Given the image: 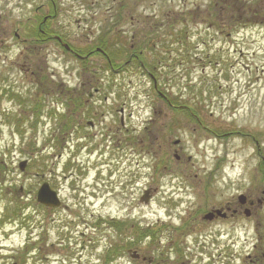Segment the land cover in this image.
Here are the masks:
<instances>
[{"label": "rangeland", "instance_id": "1", "mask_svg": "<svg viewBox=\"0 0 264 264\" xmlns=\"http://www.w3.org/2000/svg\"><path fill=\"white\" fill-rule=\"evenodd\" d=\"M56 2L53 28L83 58L57 42H37L32 53L27 49L19 55L14 31L30 41L43 21L37 7L50 6L51 0H0L7 28L13 30L7 31L11 52L0 57V264H150L152 255L160 261L163 250L172 254L176 245L197 250L194 234L210 229L197 227L205 206H220L237 190L264 185L255 166L256 139L228 134L234 129L256 136L264 154V0ZM103 37L123 51L113 59L114 70L103 55L88 54ZM132 48L137 53L142 48L145 65L124 64ZM26 59L31 67L22 70ZM89 92L95 95L86 102ZM160 92L176 107L192 108L208 128L170 106ZM76 97L87 111H68ZM120 108L128 117L123 131ZM65 114L74 129L65 130L59 142ZM87 120L99 123L82 127ZM77 143L82 146L75 153ZM73 153L78 158L71 161ZM129 159L139 160L132 184L128 170L120 173L123 161V167L135 164ZM23 160H28L25 171L19 168ZM47 180L55 181L74 210L58 214L37 202ZM151 187L158 188L156 195L140 203ZM99 214L104 223H98ZM75 218L78 224L71 222ZM121 220L126 221L123 231L111 225L120 227ZM71 223L78 226L69 235L65 227L73 228ZM255 228L234 218L212 226L237 237L238 256L245 251L244 235L256 233ZM150 229L154 239L139 238L141 230ZM222 239L214 236L207 250ZM112 249L116 252L109 255ZM129 249L142 257L134 259ZM226 259L222 264L242 261Z\"/></svg>", "mask_w": 264, "mask_h": 264}, {"label": "flooded vegetation", "instance_id": "2", "mask_svg": "<svg viewBox=\"0 0 264 264\" xmlns=\"http://www.w3.org/2000/svg\"><path fill=\"white\" fill-rule=\"evenodd\" d=\"M48 5H40L37 7L36 16L43 17V21L42 24L35 27V32L31 33L32 38L30 41L29 39L22 38V35H20L17 30L14 31V37H16V39H18L20 42L19 55H22V53L27 49H30L32 53L34 47L37 45V42H45L47 45L49 42L58 41L56 36L54 34H50L49 32V29L54 27L53 20L57 17L58 5L56 0H51V5ZM6 18L7 11L3 12L0 9V49H2V53L0 52V57L3 56V58L8 57L12 46V44L9 42L10 38L12 37V33L8 32L7 34V31L12 32L13 30L7 28V20H5ZM28 31L29 30L27 29L26 33H29ZM37 31H40L41 34H36ZM15 44L18 43L16 42ZM27 59L25 60V63L20 66L22 70H28V67H31L27 65ZM88 95L92 97L93 93H89ZM88 101L89 99L86 100V102ZM75 106L76 105H73L72 107L76 108ZM123 118L124 116H122L121 119ZM89 122L91 121H88V124H90L89 128H94L96 124L99 123L95 121L91 123ZM122 127H125L124 121H122ZM176 156H178V160H180L181 156L177 154ZM240 195H242V197ZM236 197L238 200H227L223 204H220V206H217L218 209H223V213H216L217 216H215V218L218 217V219H215L211 222L201 221V223H213L220 220V217L224 218L225 220H231L234 217L239 218L245 215L247 219H249V221H251L252 224L256 226V233L248 234V237L245 239V250H247L244 254L242 263L264 264V217H262L260 214V208L264 206V186H251L244 192H239ZM261 229H263V232L260 231Z\"/></svg>", "mask_w": 264, "mask_h": 264}, {"label": "trees", "instance_id": "3", "mask_svg": "<svg viewBox=\"0 0 264 264\" xmlns=\"http://www.w3.org/2000/svg\"><path fill=\"white\" fill-rule=\"evenodd\" d=\"M39 34H41L40 31H38ZM103 40L101 41V46H93L91 47L92 50L89 51V53L91 54H99V55H103L104 60L106 59V62L113 60L114 57H116L117 54H122L123 55V51L117 49L116 47H113L112 44H110V41H108L106 39V37L102 38ZM98 48H101L98 50ZM136 48H132V51L129 54V57L131 56L132 58H134L136 55L139 56L140 58H138V62L140 61V63H142V56L140 55V51H142L140 49V51L137 53L135 52ZM110 50V51H109ZM119 52V53H118ZM4 167V162L2 161V159H0V173L1 171H3Z\"/></svg>", "mask_w": 264, "mask_h": 264}, {"label": "water", "instance_id": "4", "mask_svg": "<svg viewBox=\"0 0 264 264\" xmlns=\"http://www.w3.org/2000/svg\"><path fill=\"white\" fill-rule=\"evenodd\" d=\"M25 162L22 163L21 169H24ZM38 200L46 205L53 206L55 202V193L50 189L49 185L45 183L38 192Z\"/></svg>", "mask_w": 264, "mask_h": 264}]
</instances>
